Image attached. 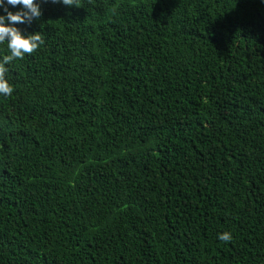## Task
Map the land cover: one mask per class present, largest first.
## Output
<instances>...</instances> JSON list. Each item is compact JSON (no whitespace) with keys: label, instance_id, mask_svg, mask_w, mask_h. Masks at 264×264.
Instances as JSON below:
<instances>
[{"label":"trees","instance_id":"trees-1","mask_svg":"<svg viewBox=\"0 0 264 264\" xmlns=\"http://www.w3.org/2000/svg\"><path fill=\"white\" fill-rule=\"evenodd\" d=\"M77 2L14 25L0 264H264V0Z\"/></svg>","mask_w":264,"mask_h":264},{"label":"clouds","instance_id":"clouds-1","mask_svg":"<svg viewBox=\"0 0 264 264\" xmlns=\"http://www.w3.org/2000/svg\"><path fill=\"white\" fill-rule=\"evenodd\" d=\"M51 2H62L64 5L79 7L77 0H51ZM5 4L22 7L21 10L13 13ZM0 8L6 13V16L0 15V44L6 42L10 52V55H5L0 60V95L10 97L14 89L5 78V73L8 71L5 65L14 59H23L26 54L31 55L44 44V38L40 32L25 34L14 25L31 23L33 19H39L42 13L37 0H0ZM218 239L231 242L233 237L230 232L225 231L218 234Z\"/></svg>","mask_w":264,"mask_h":264}]
</instances>
